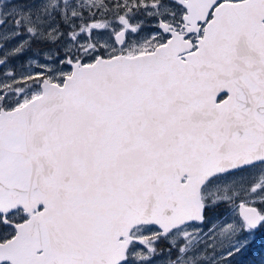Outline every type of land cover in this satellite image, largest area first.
<instances>
[{"label": "snow or ice", "instance_id": "snow-or-ice-1", "mask_svg": "<svg viewBox=\"0 0 264 264\" xmlns=\"http://www.w3.org/2000/svg\"><path fill=\"white\" fill-rule=\"evenodd\" d=\"M0 264H264V0H0Z\"/></svg>", "mask_w": 264, "mask_h": 264}]
</instances>
